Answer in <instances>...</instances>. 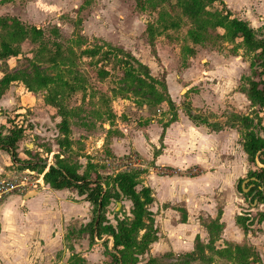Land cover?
<instances>
[{
    "label": "rangeland",
    "instance_id": "rangeland-1",
    "mask_svg": "<svg viewBox=\"0 0 264 264\" xmlns=\"http://www.w3.org/2000/svg\"><path fill=\"white\" fill-rule=\"evenodd\" d=\"M215 8L221 11L222 5ZM260 8V13H249L253 24L247 23L256 38L264 40L263 5ZM4 19L17 20L28 30L42 29L44 37L33 42L30 34L27 40L15 43L11 39L14 27L0 28V45L5 40L20 52L18 57L0 60V95L5 93L3 97L9 100L0 109V131L8 135L10 122L25 130L18 144V160L9 152L0 156V165L11 171V175L0 174V181L19 186L0 205L9 196L25 198L40 190L45 174L42 166L57 161L93 178L96 172L114 177L141 171L137 190L149 187L154 202L149 206L153 221L146 223L139 240L151 232L153 242L146 252L135 256L134 264H264V220L260 217L264 205L252 208L240 191L244 183V190L249 185L240 180L246 179L253 167L241 147L246 130L231 123L235 115L248 116L255 131L263 133L259 116L264 119V114L252 107L247 96L258 71L253 66L258 53L241 40H229L225 31L211 28L201 31V43L195 44L189 35L195 26L170 4L158 9L149 4L140 10L134 0H0V20ZM172 23L178 27L166 29ZM59 48L63 57L53 65L48 60ZM93 49L99 50L97 56L84 54ZM131 57L149 67L158 91L164 98L170 96L178 117L191 107L194 115L223 124L226 132L232 133L215 138L211 151L196 153L201 166L175 171L156 165L172 110L167 102L159 103L160 95L127 77L131 68L138 70ZM38 73L58 81L54 86L69 85L58 97L70 112L68 137L60 130L58 109L47 104L48 90L37 84ZM104 73H108L106 78ZM6 78H16L19 83L2 93L1 83ZM114 140L125 144L119 145L120 156L110 148ZM94 147L97 151L89 155L88 148ZM90 163L95 170L88 169ZM36 164L41 168H29ZM69 193L68 203L78 195ZM81 199L79 203L87 202ZM89 207L93 220V208ZM132 211L133 204L123 198L111 203L106 217L116 226L117 220H132ZM20 212L25 213L23 209ZM241 217L250 221L240 224ZM76 223L67 226L66 233L54 235L52 248L37 245L47 256L42 264H113L106 255L107 247L112 249L110 238L105 237L108 246L100 239L90 243ZM16 226L24 249L2 250L0 264H41L30 256L36 241L21 235L20 220Z\"/></svg>",
    "mask_w": 264,
    "mask_h": 264
},
{
    "label": "trees",
    "instance_id": "trees-1",
    "mask_svg": "<svg viewBox=\"0 0 264 264\" xmlns=\"http://www.w3.org/2000/svg\"><path fill=\"white\" fill-rule=\"evenodd\" d=\"M140 10H145L150 4L154 9H158L161 5L170 4L174 8H179L182 14L193 23L194 30L190 32V38L195 44H200L202 40L201 31L214 29L225 31V37L235 42L241 40L243 44L251 51L258 53L259 58L253 66H257V73L249 83V90L247 92L248 100L252 107L258 108L260 113L264 114V40L256 38L255 30L244 21L234 17L228 6L222 0H134ZM172 3H174L172 5ZM221 4L222 10L215 8V5ZM210 9H216L210 11ZM14 27L11 34L12 42L21 43L32 35L33 42H37L44 37L42 29L36 27L28 30L21 26L17 20L4 19L0 20V28ZM177 23H172L169 28H177ZM119 54H124L122 51H117ZM84 54L95 57L99 54V50H87ZM20 55L19 49L14 47L7 41H2L0 45V60L8 59L10 57H18ZM130 57V55H127ZM63 57L60 48L57 53L51 57L49 63L56 65L59 63V58ZM132 58V57H131ZM134 59V58H132ZM138 65L137 72L131 68L127 72V77L132 82H137L138 86L142 89H150L152 93L160 95L159 103L167 102L172 110V119L165 125L168 128L171 124L177 122L178 115L176 107L170 96L164 98L157 89V81L152 77L151 71L148 66L140 63L134 59ZM128 64V63H126ZM255 68V67H254ZM140 73V74H139ZM108 73L102 75L106 78ZM142 76L145 77L142 78ZM38 86L41 89H47L49 92L47 104L58 109L62 122L60 130L65 137L71 134L70 128V112L64 107L62 101L58 99L59 95H64V87L69 86L64 82L61 85H56L58 81L49 79L38 73ZM150 80L153 83H148ZM62 82V80L60 81ZM19 83L16 78H6L2 81L1 86L7 90L11 85ZM166 92V87L163 86ZM4 94V93H3ZM0 95V98L2 95ZM163 94V93H162ZM186 116L197 126L207 127L212 132H222L225 127L220 124L210 123L207 119L194 115L191 107L185 111ZM259 125L261 126L262 134L255 131V125L252 118L248 116L235 115L231 123H239L246 130L244 136V151L248 156L250 165L253 170L249 173L246 179H241L240 183L248 181L246 187L248 192L240 187V191L244 196L249 198V203L252 208H257L264 205V119L259 116ZM8 135L3 136L0 131V150L11 153L15 160H18V144L22 140L25 130L23 127L15 126L10 122ZM233 128V127H232ZM235 128V127H234ZM164 134L161 139L163 140ZM38 163V162H37ZM40 165L31 166L29 168H38ZM44 180L46 185H49L52 190L63 191L71 190L76 191L81 197L89 202L93 208L94 219L92 222L83 229V232H88L90 242L95 243L96 239L103 240L105 237H110L113 240V248L110 250L107 247L106 255L112 259L113 264H134L136 261L135 256L143 254L147 251L150 244L153 242L151 232L146 233L139 240L141 231L146 229V223L153 221V213L149 210L154 202L151 194V189L144 187L141 191L137 188L140 186L141 171L118 173L116 176H102L95 173L96 177L92 175L80 174L77 167L57 161L54 165L42 166ZM46 169L48 171L46 172ZM88 169L95 170V166L91 163ZM126 198L133 204V219L117 220V225H112L107 217L106 211L113 201H118ZM261 214V213H260ZM261 220H264V213L260 215ZM240 224L244 225V222ZM152 230V229H151ZM108 246V241H104ZM137 251L136 252H134ZM134 258V259H132ZM152 262V261H151ZM243 264H250L244 262Z\"/></svg>",
    "mask_w": 264,
    "mask_h": 264
},
{
    "label": "crops",
    "instance_id": "crops-1",
    "mask_svg": "<svg viewBox=\"0 0 264 264\" xmlns=\"http://www.w3.org/2000/svg\"><path fill=\"white\" fill-rule=\"evenodd\" d=\"M222 1L228 6L235 18L244 22H249L251 23V25L253 23L249 13L253 12L255 15V12L260 13V11H262V9L260 8L262 5L264 7V0ZM262 21H264V18L262 19ZM254 22H259V24L261 23L260 20H255ZM4 95L5 93L0 98V109L5 108L4 105L9 102L6 97H3ZM178 118L179 119H177V122L171 124L166 129V132L164 131V147L162 149V153H159V155L157 156V166L166 167L170 170L174 169L175 171L183 170V168H188L193 165L201 166L199 160H196V153L202 150L211 151L213 148L212 144L216 143L219 137L222 138L225 136L228 137V135H232V133L226 132L227 128H225L222 132L216 133L212 132L207 127H197L186 116V114ZM222 126L224 125L222 124ZM119 141L120 140H114L110 145L113 154L116 156H120L119 145L122 144L125 146L124 142L120 144ZM153 145L155 147L157 146L156 143H154ZM100 149L101 147L99 146L98 150ZM242 149L244 150V147ZM95 150V147L94 150L88 148V154L91 155L92 152H95ZM0 153V156H3L5 153L9 154L6 151L4 152V150H2V152L0 150ZM4 158L6 159L8 157L6 156ZM190 160L192 161L191 163L185 162ZM93 164L94 163H92V165ZM23 171L28 172L27 169ZM10 173L11 171L6 170L5 167L0 165V174L9 175ZM42 181L44 184H42V188L40 190H35L32 193H29L25 198H21L18 195L9 196L0 205V252L2 250L6 252H14V249H24V247L21 246L20 243L23 238L18 233L17 228L19 227L16 226V223L19 220L21 222V228L23 230L21 235L26 236L27 239H29L30 237L34 238L32 240L36 241L34 244L36 246L39 245L42 248H52L55 240L54 235L64 234V232L67 231V226L75 222H77L81 228L79 233L87 234L88 240L90 242V236L88 232H83V229L92 222V220L90 219L89 207L91 204L89 202L79 203L78 200H82V197L79 194V196L73 194L75 196V199L70 200V202L68 203L66 200V194H71L69 193V190H52L49 185H46L44 180ZM27 197L30 199H27ZM19 209H23L25 213H19ZM62 231L63 233L61 234ZM105 240L106 239L104 238L103 243ZM108 240H111L113 248V240L111 238ZM36 246H33L34 251H31L30 256L32 257V261L34 263L42 264L47 260V256L43 254L41 248L38 249L39 247ZM31 257H29V259ZM1 258L4 259V257Z\"/></svg>",
    "mask_w": 264,
    "mask_h": 264
},
{
    "label": "built area",
    "instance_id": "built-area-1",
    "mask_svg": "<svg viewBox=\"0 0 264 264\" xmlns=\"http://www.w3.org/2000/svg\"><path fill=\"white\" fill-rule=\"evenodd\" d=\"M18 188L19 186L15 185L12 181L9 180L0 181V202L3 200L5 196H7L11 192H14Z\"/></svg>",
    "mask_w": 264,
    "mask_h": 264
},
{
    "label": "water",
    "instance_id": "water-1",
    "mask_svg": "<svg viewBox=\"0 0 264 264\" xmlns=\"http://www.w3.org/2000/svg\"><path fill=\"white\" fill-rule=\"evenodd\" d=\"M244 187H245V183H244V185H243V189H244ZM245 191H247V190H245Z\"/></svg>",
    "mask_w": 264,
    "mask_h": 264
}]
</instances>
